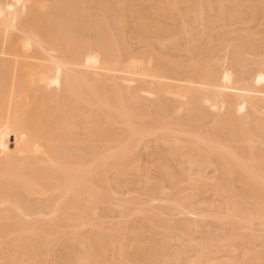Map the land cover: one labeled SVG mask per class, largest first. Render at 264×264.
<instances>
[{
    "label": "bare ground",
    "instance_id": "bare-ground-1",
    "mask_svg": "<svg viewBox=\"0 0 264 264\" xmlns=\"http://www.w3.org/2000/svg\"><path fill=\"white\" fill-rule=\"evenodd\" d=\"M0 264H264V0H0Z\"/></svg>",
    "mask_w": 264,
    "mask_h": 264
},
{
    "label": "rangeland",
    "instance_id": "rangeland-1",
    "mask_svg": "<svg viewBox=\"0 0 264 264\" xmlns=\"http://www.w3.org/2000/svg\"><path fill=\"white\" fill-rule=\"evenodd\" d=\"M186 192H187V191H186ZM208 195H209V194H205V195H204V198L207 199V200H208V198H209ZM206 196H207V197H206ZM117 198H122V197L118 196ZM116 200H117V199H116ZM152 202H153V201H152ZM152 202L150 203L151 205H149V207L151 206L150 209H153V210H151V212H152V211H153V212L156 211V209H157L156 207H158L159 205L163 204V203H158V202H156V201H154L155 203H154V202L152 203ZM112 204H115V205H116L115 201H113ZM112 204H111V206H114V205H112ZM152 204H153L155 207H154ZM153 207H154L155 209H154ZM174 216H176V217H174ZM174 216L172 217V221H175L176 219H178V220H182V219H185V218H186V219H187V218H192V217H190V216L187 217L188 215H184V216H185V217H184L182 214H177V215H174ZM133 218H134L133 216H132V217H129V219H133ZM172 221H171V222H172ZM208 227H209V226L207 225L206 222H202V223H201V228H200L201 230L199 231V233L202 231L200 235L205 234V231L207 232V231L209 230V229H207ZM210 229H211V228H210ZM211 230H212V229H211ZM203 231H204V233H203ZM212 232H213V233H214V232L218 233V232H217L216 230H214V229L212 230ZM199 233H197V235H198ZM208 254H209V255L211 254V255H213V256H214V255H215V256H220V255H221L220 252H219V253H217V252L215 253V252H214V253H208ZM216 254H217V255H216ZM218 254H219V255H218ZM181 260H182V259H181ZM178 263H181V261H179Z\"/></svg>",
    "mask_w": 264,
    "mask_h": 264
}]
</instances>
